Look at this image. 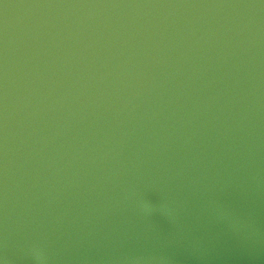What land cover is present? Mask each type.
<instances>
[{
  "label": "water",
  "instance_id": "95a60500",
  "mask_svg": "<svg viewBox=\"0 0 264 264\" xmlns=\"http://www.w3.org/2000/svg\"><path fill=\"white\" fill-rule=\"evenodd\" d=\"M3 264H264V0H0Z\"/></svg>",
  "mask_w": 264,
  "mask_h": 264
},
{
  "label": "clouds",
  "instance_id": "9594fccd",
  "mask_svg": "<svg viewBox=\"0 0 264 264\" xmlns=\"http://www.w3.org/2000/svg\"><path fill=\"white\" fill-rule=\"evenodd\" d=\"M0 264H3V262H2V261H0Z\"/></svg>",
  "mask_w": 264,
  "mask_h": 264
}]
</instances>
